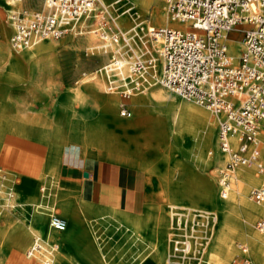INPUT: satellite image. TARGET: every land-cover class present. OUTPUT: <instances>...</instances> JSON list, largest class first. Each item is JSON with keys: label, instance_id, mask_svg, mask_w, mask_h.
I'll list each match as a JSON object with an SVG mask.
<instances>
[{"label": "rangeland", "instance_id": "rangeland-1", "mask_svg": "<svg viewBox=\"0 0 264 264\" xmlns=\"http://www.w3.org/2000/svg\"><path fill=\"white\" fill-rule=\"evenodd\" d=\"M104 1L110 2L111 0ZM25 4L27 7H38L40 1L25 0ZM129 4H132L133 8L128 12L126 11V6ZM153 4H158L161 8H165L163 0H160V2H157L156 0ZM114 5L117 9V16L126 26H129L136 21V23L144 25H147L148 21L156 25H167L156 23L153 18L145 17L144 10L141 7H138V4L131 0H118L114 2ZM14 9L18 10L17 8L4 6L3 0H0V41L5 43L6 51L10 54L13 51L9 48L11 28L9 25L8 13L10 10ZM108 18L109 17L106 16L107 20ZM109 27H111L110 30L115 28V26H111L110 24ZM238 27L242 28L243 26ZM238 27L229 33L228 36L237 39L241 38V30ZM80 37L81 34L73 36L70 33L58 39L48 38L43 40L51 41L56 45H63L68 40H76ZM99 40L101 41L99 38L96 42L99 43ZM239 46L240 52L242 46L241 44ZM79 51L82 56L86 55L84 62L74 60L71 66L68 67V64L62 57L67 53L63 50H59L57 53V59H59L58 64L52 67V73L49 72L48 74L46 73V75L45 72H35L43 69L42 63H40V65L38 64L39 66L34 70L32 67L33 64L29 62H22L17 66L15 65L16 68L13 73L16 79L12 81L8 80V90L6 91L8 110L5 111L4 114L0 115V140H2L3 143L0 147V229L9 226H30L31 235L27 245V250H31V245L34 243V240H37V244L41 245L40 248H37V251L33 250V254L28 257L30 264H43V261L46 259H48L49 264H89V261L85 258L86 250H84L83 246H79L78 243H76V240H71L68 236L67 228L69 227L70 222L64 212L65 204H69L75 211H77L80 206L84 207L88 211L87 219H84L77 214L79 220H77L78 224L76 225V228L80 231H85L90 240H93L94 238L98 239L99 245L105 250L107 256L106 263L100 264H138L134 256L139 250V248H135L138 244V240L136 239V241L134 240L130 242L131 237H134V235L130 233L131 227L128 226L130 224L129 221H127L128 218L132 217L131 219L135 221L139 217H153L157 215V208H165L171 201L180 202L188 206L189 204L194 206L195 208H192L190 213V221H192L191 224H193L197 229H202L204 235H206L207 231L205 230V226H203L202 222L204 220L206 221L205 224L209 223L208 225L213 223L212 216L215 215V212L211 211L210 204H206L200 196L204 193L205 188L210 186L209 189L212 193V203L222 200L220 192H218L220 186L218 182L219 174L217 172L221 168L222 164H203V162L193 159L189 156V138L184 137L183 143L180 145L177 144L172 138H170V128L167 134L168 139H170V146L152 142L150 144L148 143V140L151 138L140 134L133 137L135 140V157H141V160L138 159L140 160L139 162H136L137 158L134 159L135 157L130 154L118 153L117 151L113 152L107 149L105 150L100 148L99 145L91 147L90 153H93L91 157L95 160L105 158L106 155L114 159L115 157H118L121 161L129 159L130 162L133 161L132 164L135 163L132 166H134L137 171L142 173L147 172V167L151 168L156 166L158 168V172L156 171V174L153 173V178L157 177L159 183V189L157 190V194H155L156 196L149 199L147 196V199L141 202L140 208L138 206L135 207V213L129 212L128 210L121 211L118 209L104 208L100 205L98 206L93 201L91 195L89 197L88 193H84L83 186H67L58 180L56 173H54V175L48 173V169H50L51 166L49 163V156L52 153V148L54 146L53 142H51V132H53L56 126L65 127V125H68L67 123H69L70 120L76 124L80 123L82 128H85L89 124H101V121L103 120V112L102 104L97 99V96H99L98 94L113 97L116 104L115 115L126 120L138 116V111L135 112L130 103L132 97L140 96L143 98L141 106L142 109H146L149 115L158 117L170 124V117H168L170 107L167 105L160 106L149 103L154 86L150 87V89L146 90L142 94L132 95V97L127 99L120 97L118 94H108L106 93L105 86H103L104 84H102L104 83L103 78L97 76L93 72L95 67L105 63L109 59V53L100 56L96 52L91 53L90 51L85 50L83 47L80 48ZM13 54L20 56L22 51H19V53L13 52ZM97 79L100 80V84L96 82ZM161 90L164 91L165 95L169 94V97H173L176 102L180 104H192L193 106L206 111L212 120L215 121L216 138L218 129L217 120L208 108L198 105L190 99H184L174 95L167 91L164 87L161 88ZM122 107L127 109L130 108L131 115L129 117H125L120 114ZM13 134L21 137L26 135V137L48 144L49 153L47 163L44 173L40 179L22 175V163L28 162V158L25 157L23 152L16 147L20 145L23 147L27 146V148L30 149H34V147L17 143ZM100 134L105 135L103 131H101ZM260 141L264 143V141ZM262 150L264 151L263 147H261L260 151ZM60 156L61 154L59 153L56 159V166L54 167L56 169L60 161ZM261 161L262 165H264L263 160ZM125 162L128 163L127 161ZM247 166L251 167L259 174L264 171V168L263 170H259L255 164H247ZM150 177H152V175ZM14 181L19 183L12 185ZM233 183V173H231L229 187H231ZM261 186H264V181H261V183L257 186H247V198L251 203L256 204L251 199L252 197H250V190ZM189 187H191V190L187 191ZM41 188H45V191L47 192L56 191L55 200L53 197L49 199V201L55 203L56 212L60 214L61 217H64L66 221L65 227L62 231L51 234L52 242L59 245V247L53 251L44 246L49 215L44 209L45 199L44 196H42ZM10 189L13 192V196L9 199L10 203L13 204L12 206L9 204V200L7 201L5 197V193ZM78 190L80 191L78 192ZM189 192L195 196L185 198ZM181 209L182 208L179 207H173V210L179 211ZM36 213L40 215L38 222H35L34 219V214ZM126 213H132V216ZM174 215L180 216L178 213H175ZM231 215L232 224H244L245 217L240 209H232ZM167 216H169V212L167 213ZM263 216L264 212L254 216L248 224L252 228V231L258 235H262L264 232L261 233L257 231L254 225L256 221L261 219ZM180 217L181 219L185 218L184 215H181ZM185 228L186 225L184 224V220H182V224L175 229L176 232L179 231L182 233L186 230ZM164 229L167 230L169 228L166 226ZM136 231L139 234L141 233L139 230ZM161 233L158 230L155 232L157 237L158 235H161ZM245 234L246 233L244 231L241 239L238 237L234 239L233 245L236 247V250L231 259L232 264H241V259L243 257L248 258L249 264H255L256 262L252 255H250L251 245L249 244L247 239L248 237L245 236ZM121 236H125L129 240L123 245L117 246L118 238ZM183 237V235L179 234L172 235L170 247H172L175 239L181 240ZM203 240H205V238H203ZM2 243L3 241H0V264H4V260L6 259L4 252L5 249L1 246ZM181 243L182 242L179 241V244ZM237 244H239V246H237ZM258 245L260 248L258 257L263 262L264 242H261ZM245 247L247 249L246 251H243ZM27 250L24 248L19 249L21 259H25ZM197 254L202 253L198 250ZM195 260V257L191 258L189 264H194Z\"/></svg>", "mask_w": 264, "mask_h": 264}, {"label": "built area", "instance_id": "built-area-1", "mask_svg": "<svg viewBox=\"0 0 264 264\" xmlns=\"http://www.w3.org/2000/svg\"><path fill=\"white\" fill-rule=\"evenodd\" d=\"M163 1L172 18L188 23L186 29L137 23L128 29L115 26L110 30L109 7L101 0H42L39 9H21L8 15L10 47L18 52L45 38L80 34L83 21H87L101 40L114 44L109 59L93 72L103 78L107 93L127 99L161 85L174 95L205 106L216 117L218 147L227 155L219 173V185L225 187L230 177L227 170L242 164L262 168L259 153L264 143L256 135L264 129V0ZM237 26H243L238 27L243 47L233 62L226 39ZM120 114L129 117L131 111L122 107ZM230 137H235V145ZM250 191L256 202L264 199L263 186ZM53 195L42 188L48 230L62 231L66 221L49 201ZM11 196L8 190L6 200ZM254 227L264 232V216ZM44 246L52 251L58 248L48 238ZM31 255L28 251L26 257ZM248 261L243 257L241 264Z\"/></svg>", "mask_w": 264, "mask_h": 264}, {"label": "bare ground", "instance_id": "bare-ground-1", "mask_svg": "<svg viewBox=\"0 0 264 264\" xmlns=\"http://www.w3.org/2000/svg\"><path fill=\"white\" fill-rule=\"evenodd\" d=\"M116 1L118 0H111L110 2L101 0L104 5L109 7L108 14H110L111 18L109 21L110 25L117 26L120 29H128L130 26L137 24L136 21L135 23L126 26L122 21H120L116 13L117 9L114 5V2ZM131 1L137 3L138 7H141L144 10L145 17L153 18L156 23L167 24V27L177 28L180 30L187 28L188 23L186 21L183 22L181 20L172 18L168 12H166L165 8H161L158 4H153L156 0ZM158 1L160 2V0H157V2ZM3 4L9 8L18 9L10 10L8 15L13 11L28 9L25 8L27 7L25 0H3ZM132 8L133 5L129 4L126 6V11L129 12ZM82 26L83 28L80 33L81 37L76 40H68L63 45H56L51 41L42 39L40 42L31 47L23 48L21 50L22 54L20 56L13 54L11 50V54L7 53L5 50L6 63L3 75H5L7 82L8 80L12 81L16 79L13 72L15 71L16 66L22 62H29L33 64L32 67L34 70L40 65V63H42L43 69H41V71L35 72H45V74H48L49 72L52 73V67L58 64L59 59H57V53L59 50H63L67 53L62 57L63 60L68 64V67H70L74 60H80L82 62L85 61L86 55L82 56L81 53H79V50L82 47L91 53L96 52L100 56L109 53V51L114 49V44L108 39L101 41L99 40V43L96 42L97 39H99V33L96 32L95 29L93 30L91 27H89L90 25L87 21H83ZM145 26L166 27L162 25H156L150 21H148L147 25ZM76 34L77 33H71L73 36ZM226 43H228V53L232 61L236 62L241 52V49L239 52V45L241 44L242 46V38L237 39L228 36ZM96 82L100 84L99 79H97ZM161 88H163L161 85H156L153 87L149 103L153 105L169 106L170 112L168 117H170V124L158 117L149 115L146 109H142L141 106L143 98L140 96L132 97L131 100V106H133L135 112L138 111V116L126 120L115 115L116 104L113 97L98 94L99 96H97V99L102 104V123L89 124L85 128H82L80 123L76 124L75 122H72V125H70L71 136L69 133H63L61 129H57L55 134H52L53 136L51 138V142H53L54 146L52 148L53 151L49 156V163L51 166L50 169H48V173L52 175L56 173V168H54L56 166V159L64 145L69 144L70 150H81L83 152H88L91 150L92 146L99 145L100 148L105 150L107 149L113 152L117 151L118 153L123 154L126 153L135 157L134 136L140 134L145 137H150L151 139L149 138L150 140H148V143L150 144L152 142L170 146V139H168L167 135L169 128L171 129L170 138H172L177 144H182L184 137L189 138V156H191L193 159L201 161L203 164H223L224 160L227 158V155L221 152L218 147V138H215V121L212 120L210 115L201 108L188 103L180 104L176 102L173 97H169V94L165 95ZM5 100L6 97L4 96L0 98V108H2V110H5ZM101 131H103L105 135H101ZM256 136L259 142L260 140L264 141V129H260ZM230 141L233 145L236 144L235 137H230ZM2 145V140H0V147ZM259 154L260 159L263 160L264 163V151H260ZM136 158V162L141 160V157H135L134 159ZM263 168L264 165H262L261 170H263ZM146 169L148 175H152L151 179L153 180V173L156 174V171L158 172V168L155 166L151 168L147 167ZM220 171V169L217 171L218 174ZM227 172L229 173L230 177L231 173H233L234 183L231 187H229V177V183L227 186L222 187L219 185L220 187L218 192H220L222 200L212 203V193L209 189L210 186H207L204 193H202L200 196V198H203V201L206 204H210L211 211L215 212V215L212 216L213 223L208 225L209 223L205 224L206 221L203 220L202 222L203 226H205V230L207 231L206 235H204L202 229H197L193 224H191L192 221H190V213L191 209L195 207L191 206L190 204L188 206L180 202L171 201L167 204V207L157 208V215L153 217H139L135 221L131 219L132 217L128 218L127 221H129L131 224L128 225L131 227L130 233L134 235V237H131L130 242L134 240L136 241V239L138 240V244L135 246V248H139V250L134 255L138 264H189L191 258L194 257L196 258L194 264H232L231 259L236 250V247L233 245L234 239L236 237L241 239L244 231L246 233L245 236L248 237L247 239L251 245L250 255H252L256 261L255 264H263L264 261L262 262L258 257L260 250L258 244L264 242V234H256L252 231V228L248 224L254 216L264 212V199L260 202H256L253 200V198H251L256 204L251 203L247 198L246 188L248 185L257 186L261 183V181H264V171L259 174L255 172L254 169L247 166V164H242L238 167L236 166L227 170ZM219 181L220 174L218 182ZM17 183L19 182L14 181L12 185ZM189 190H191V187L187 189V191ZM9 191L13 196L12 190L10 189ZM194 196V194L189 192L185 198ZM9 204L11 206L13 205L10 203V200ZM173 207H179L182 209L179 211L173 210ZM235 208L240 209L244 214V224H232L231 212L232 209ZM64 212L67 215L68 221L70 222V225L67 228V233L73 236L71 239L76 240L78 245L83 246L84 250H86L85 258L89 261V264L106 263L107 256L105 250L99 245L98 239L94 238L93 240H90L86 236L85 231H79L76 228V225L78 224L77 214H79V216L82 218L87 219L88 211L82 206H80V208L75 211L69 204H65ZM168 212L169 216H167ZM175 213H178L180 216L184 215L185 218L181 219L180 216H175ZM34 215L35 222H38L40 215L37 213ZM129 215L132 216V214ZM182 220H184L186 230L182 233L178 231V233L176 232L175 228H178L182 224ZM166 226H168L169 229H164ZM136 230H139L141 233H137ZM157 230L160 231V233L162 232L161 235H158V237L155 234ZM30 231L31 229L29 225L9 226L0 229V241H3L1 246L5 248L9 246V244H15L20 249L24 248L27 250V245L31 235ZM174 234L183 235L184 237L181 240L175 239L172 247H170V240ZM203 238H205V240H203ZM128 240L129 239H127L125 236L119 237L117 246L123 245ZM36 241L37 240H34V243L31 245V250L29 249L27 252L30 251L31 254H33V250H38L35 248L37 244ZM179 241L182 243L179 244ZM237 246H239V244H237ZM198 250H200L202 254H197ZM43 264H49L48 259L44 260Z\"/></svg>", "mask_w": 264, "mask_h": 264}, {"label": "crops", "instance_id": "crops-1", "mask_svg": "<svg viewBox=\"0 0 264 264\" xmlns=\"http://www.w3.org/2000/svg\"><path fill=\"white\" fill-rule=\"evenodd\" d=\"M42 5V0H39ZM38 7H25L28 9H39ZM10 25V23H9ZM12 32V27L10 25ZM10 38V36H9ZM0 41V98L6 97L5 100V110L0 108V115L4 114L8 110L7 107V93L8 82L4 74L5 69V44ZM9 48L10 42H9ZM12 50V49H11ZM13 51V50H12ZM15 52V51H13ZM16 53H19L16 52ZM144 93V92H143ZM115 94V93H114ZM142 94V93H138ZM135 94V95H138ZM1 105V103H0ZM131 105V103H130ZM130 110V108H128ZM215 117V116H214ZM216 119V117H215ZM217 120V119H216ZM218 122V121H217ZM68 125L65 127H58L51 132L55 134L58 129L63 133L70 132V125L72 121L70 120ZM12 134V133H10ZM52 135V136H53ZM6 136V135H5ZM16 138V142L19 144H25L33 146L34 149L27 148V146L16 147L23 155L28 158V162L23 163L21 169L23 171V176H28L30 178L40 179L44 173V169L47 163V157L49 153V146L45 142H39L29 137H21L13 134ZM5 138V137H4ZM35 143V144H34ZM5 144V143H4ZM60 161L56 169V176L60 182H63L67 186L79 185V187H84V193H88L89 197L91 195L93 201L99 206L104 208H110L115 210H128L129 212L135 213V207H141V202L149 198L155 197L157 194L158 179L157 177L153 180L147 172L142 173L135 169L134 164L130 160L121 161L120 158L115 157L110 158L106 155L105 158H100V160L92 159V154L90 150L88 152H83L81 150H70L69 144L64 145L60 152ZM127 161L128 163H126ZM42 162V163H41ZM80 190H78L79 192ZM53 192V199L55 200L56 191ZM45 199V198H44ZM43 199V200H44ZM42 200V201H43ZM88 205V204H87ZM130 208V209H128ZM139 212V211H137ZM128 213V214H132ZM58 214V213H57ZM60 215V214H59ZM64 218V217H62ZM79 220V218H77ZM80 231V230H79ZM83 231V230H81ZM60 231H49L48 225L46 230V238L51 240V234ZM86 234V232H85ZM70 238L73 236L69 235ZM87 236V234H86ZM73 240V239H71ZM76 243H78L76 241ZM59 247V245H58ZM6 259L4 264H30L28 258L21 259L19 247L15 244H9V246L4 248Z\"/></svg>", "mask_w": 264, "mask_h": 264}]
</instances>
